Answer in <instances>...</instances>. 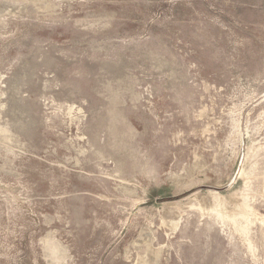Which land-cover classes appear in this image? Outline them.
Segmentation results:
<instances>
[{"label":"rangeland","instance_id":"obj_1","mask_svg":"<svg viewBox=\"0 0 264 264\" xmlns=\"http://www.w3.org/2000/svg\"><path fill=\"white\" fill-rule=\"evenodd\" d=\"M0 264H264V0H0Z\"/></svg>","mask_w":264,"mask_h":264}]
</instances>
